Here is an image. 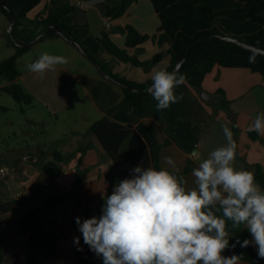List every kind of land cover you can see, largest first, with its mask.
Instances as JSON below:
<instances>
[{"label": "crops", "instance_id": "1", "mask_svg": "<svg viewBox=\"0 0 264 264\" xmlns=\"http://www.w3.org/2000/svg\"><path fill=\"white\" fill-rule=\"evenodd\" d=\"M79 1H89L91 7L100 10V4L120 0H63L74 4L77 10L86 11L78 6ZM49 3L50 0H46V7L37 12L42 1L29 14V18L46 16ZM140 4L138 0L124 16L117 19L105 17L102 10L101 14L109 27L110 38L117 46L126 47L128 32L125 29L133 26L151 38L133 50L132 54L142 61L150 60L155 55H161V59L150 70H145L123 62L108 52H104L102 58L114 73L145 84L152 81L154 71L168 70L172 55L169 43H159L155 39L161 26L158 13L149 5ZM86 13L90 26L92 16ZM60 38L65 39L59 37L53 40ZM64 72L78 79L62 65L38 77L53 79L59 74L61 77ZM105 78L92 73L78 79L101 112L99 118L90 119L83 129L76 128L79 119L74 118L68 122L71 133H60L52 140L34 139L32 143L27 142L25 147L6 143L7 147L2 148L0 145V170L7 168L10 171L7 177L0 176V237L4 245V264H77L79 257L76 247H88L78 231L75 218L80 217L83 221L99 217L106 195H111L114 186L123 180L97 136L89 131L96 121L107 116L112 104H120L124 99L123 90L113 84L118 83ZM8 84H1L0 90ZM22 85L57 117L72 108L70 86L65 81H61L60 85L42 81L23 82ZM40 90H44V93ZM58 91H61L60 96ZM174 91L177 96H183L178 103L158 111L156 101H153L137 114L139 121L154 131L162 145L160 163L163 168H170L165 163V157H171L176 167L170 170L182 173L188 187H194L192 171L185 172L188 163L197 168L211 151L225 146V126L231 129L237 144L234 168L253 171L254 174L257 165L264 168V134L249 131L257 114L264 113V75L246 68L216 66L206 76L202 91L196 90L186 80ZM203 93L209 98L205 99ZM112 119L124 125L134 124L131 106L123 104ZM29 122L36 123L34 119H29ZM168 140H172V143L166 144ZM56 152L62 156L58 162L62 170L54 177L45 170V166L56 161ZM40 236L56 240L57 251L50 253ZM76 237H79L78 245L75 243ZM248 240H252L249 232ZM251 246L257 253L256 246ZM240 264L250 263L241 260Z\"/></svg>", "mask_w": 264, "mask_h": 264}, {"label": "trees", "instance_id": "2", "mask_svg": "<svg viewBox=\"0 0 264 264\" xmlns=\"http://www.w3.org/2000/svg\"><path fill=\"white\" fill-rule=\"evenodd\" d=\"M5 1L7 8L0 6L1 12L9 18L10 22L12 21L11 13L16 15L14 33L19 42H30L51 25H56L63 29L68 40H76L87 49L92 60L97 62L100 71L105 70L120 84L124 94L123 102L112 104L107 116L96 121L89 131L97 136L122 178H131L130 169L138 165L144 168L153 167L157 170L163 168L160 163L162 145L157 135L137 117L146 104L155 101L148 92H139V90L147 89L152 81L145 84L130 81L114 73L109 63L102 58L103 53L108 52L123 62L150 70L161 59V55L142 61L132 54L133 50L140 48L151 38L150 35L141 33L133 26H127L126 47L121 48L112 41L108 32H104L100 38L94 36L87 21L86 11L77 10L76 6L70 2L50 0L46 16L38 15L35 18H29V14L40 6L43 0ZM137 1L120 0L110 4L103 3L100 4V8L105 17L117 19L124 16ZM151 2L161 19V26L155 39H158L159 43L171 45L172 63L168 72H173L178 63L187 57L184 67L178 73L183 74L185 80L198 91H202L206 76L216 66L246 68L264 75V54L227 40H203L187 55L190 47L198 40L216 34L234 36L264 50V0H151ZM59 37L62 36L55 30H50L42 41ZM9 45L16 49V53L0 62V79L9 82L2 90L13 96L16 101L32 105L35 102V96L20 83L23 73L19 68V59L30 48L18 46L10 35ZM128 87L136 90H130ZM123 104L131 106L134 124L124 125L112 119ZM170 143L172 140L166 142V144ZM124 147H126L125 150ZM55 157L56 161L45 166V170L54 177L58 176L62 170L58 164L62 160L61 154L56 152ZM194 168L193 164L188 163L185 172L188 173ZM174 172L178 176L182 175L180 172ZM255 180L264 189V168L261 165H257ZM226 230L230 235L229 248L222 255L242 256L241 260L250 264H264V259L258 257L251 244L246 248L240 246L244 240H248V232L243 225L233 228L232 222L228 221ZM40 237L50 253L57 251L56 240ZM233 244L236 245L235 248L231 247ZM3 247V240L0 237V264H4L5 261ZM78 248L83 250L78 251ZM76 253L79 257L77 264H103V258L97 257L89 247L77 246Z\"/></svg>", "mask_w": 264, "mask_h": 264}, {"label": "clouds", "instance_id": "3", "mask_svg": "<svg viewBox=\"0 0 264 264\" xmlns=\"http://www.w3.org/2000/svg\"><path fill=\"white\" fill-rule=\"evenodd\" d=\"M68 62L45 52L29 70L43 75ZM184 82L177 71H154L147 92L158 111L183 99L174 90ZM249 131L264 134V113L257 114ZM223 132L226 145L192 170L194 187L170 170L176 167L171 157H165L170 168L130 169L131 178L106 195L99 217L75 218L84 244L103 264H240L242 256L222 255L229 248L226 228L231 221L233 228L243 225L252 236L240 246L254 244L264 259V189L253 171L234 168L237 144L231 129L225 126ZM74 239L78 245L79 237Z\"/></svg>", "mask_w": 264, "mask_h": 264}, {"label": "rangeland", "instance_id": "4", "mask_svg": "<svg viewBox=\"0 0 264 264\" xmlns=\"http://www.w3.org/2000/svg\"><path fill=\"white\" fill-rule=\"evenodd\" d=\"M139 1L141 3L140 5H149L155 11L151 0ZM45 4L46 0H43V4L37 12L42 11L46 7ZM86 11L92 16V19H90V30L94 36L100 38L104 32L109 33V27L107 23H105L104 17L101 14V9L99 10L98 7L92 6L86 9ZM10 23L9 18L5 16L0 9V62L10 58L16 53V49L9 45ZM109 34L111 35V33ZM45 52L51 55H62L68 58L69 62L62 66L76 75L78 79L83 78L85 74L94 73L96 77H102V79L106 80V78L102 76V71L93 64L91 59L79 51L70 41L68 42L63 38L59 40L48 38L36 43L19 59V68L23 73L20 83H35L36 81H42L43 83L60 85L61 81H65L70 86L72 108L66 112H61L57 117L53 114L54 112L48 110L36 97L32 105H27L26 103L16 101L13 96L0 90V145L2 148L7 147L6 143L18 147H25L27 142L32 143L34 139L38 141L52 140L60 135V133H71L72 129H69L68 122L72 121V119H79L76 128L83 129L84 124L86 125L90 119L99 118L101 114L92 101V98L86 94V90L82 86V83L68 72H64L61 77L60 74L53 76V79H51L45 76L39 78V74L29 70V65L35 62V60ZM47 72L48 71L45 73ZM6 83L9 82L5 79H0V85ZM113 84L121 88L118 84ZM40 91L44 93V90ZM59 92L61 91H58V95ZM100 102L98 103L99 106ZM29 119H34L36 123L29 122ZM9 122H12L13 125H10Z\"/></svg>", "mask_w": 264, "mask_h": 264}, {"label": "water", "instance_id": "5", "mask_svg": "<svg viewBox=\"0 0 264 264\" xmlns=\"http://www.w3.org/2000/svg\"><path fill=\"white\" fill-rule=\"evenodd\" d=\"M0 6L7 8V3H6V1H5V0H0ZM11 15H12V21H11L10 26H9V34H10L11 38L13 39V41H14L18 46H20V47H23V48H26V49L31 48V47L34 46L36 43H38V42L42 41L44 38H46L50 30H55V32H56L57 34L61 35L62 37H64L65 39L68 40V38L65 36L64 31H63L62 28H60V27H58V26H56V25H51L47 30H45L44 32H42L40 35H38L36 38H34L33 40H31L30 42H27V43H21V42H19V41L16 39V37H15V33H14V27H15L16 22H17V17H16V15H15L14 13H11ZM210 39H223V40H227V41H230V42H234V43H236V44H238V45H240V46H242V47H244V48H247V49H250V50H253V51H257V52H260V53L264 54V50H263V49L258 48V47L253 46V45H250V44H248V43H246V42H244V41H242V40H240V39H238V38H236V37H234V36L224 35V34H216V35L208 36V37H204V38H201L200 40H198L196 43H194V44L190 47V49H189L187 55L190 53V51H191V50H192V49H193V48H194L199 42H201V41H203V40H210ZM68 41H70L74 46H76V47L79 49V51H81V52H82L83 54H85L87 57H89L90 59H92L90 53L87 51V49H86V48H85L80 42H78V41H76V40H68ZM186 60H187V57H185L183 60H181V61L178 63V65L175 67L174 71L179 72V71L184 67V65H185V63H186ZM93 61H94V60H93ZM94 62H95V61H94ZM95 63L97 64V62H95ZM97 65H98V64H97ZM101 71H102V74H103L105 77H107L108 79H111V80H113V81L116 82V80H115L110 74H108L105 70H101ZM128 89L133 90V91L136 90V89L133 88V87H128ZM139 92H140V93L147 92V89H145V90H139ZM203 97H204L205 99H208V98H209V96H208L206 93H203Z\"/></svg>", "mask_w": 264, "mask_h": 264}, {"label": "built area", "instance_id": "6", "mask_svg": "<svg viewBox=\"0 0 264 264\" xmlns=\"http://www.w3.org/2000/svg\"><path fill=\"white\" fill-rule=\"evenodd\" d=\"M78 6L82 9H89L91 7V3L89 1H79ZM9 173L10 171L7 168H2L0 170L1 177H7Z\"/></svg>", "mask_w": 264, "mask_h": 264}]
</instances>
